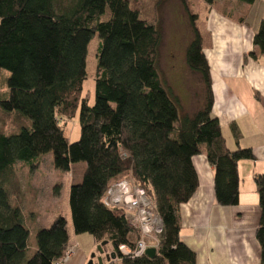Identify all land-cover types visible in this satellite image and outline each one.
<instances>
[{"label": "trees", "instance_id": "trees-1", "mask_svg": "<svg viewBox=\"0 0 264 264\" xmlns=\"http://www.w3.org/2000/svg\"><path fill=\"white\" fill-rule=\"evenodd\" d=\"M181 1L188 9L187 0ZM220 1L225 0H205L208 5ZM196 20L192 16L186 62L204 90L201 105L190 112L160 79L161 31L131 0H0V84L2 71L10 72L0 105L26 120L17 133L0 130V264H55L69 244L68 221L60 214L49 227L36 229L32 249L36 206L17 200L18 163L33 173L41 156L53 151L57 169L86 164L82 181L70 187L73 229L100 244L111 243L117 252L111 264H198L196 252L180 237L181 205L199 186L193 157L205 153L213 166L217 203L236 206L238 164L255 154L251 148L230 150L212 114L211 67L204 52L207 34ZM96 34L101 44L96 98L90 105L82 94L88 47ZM254 45L253 57L264 54V19ZM79 109L81 137L70 142L61 122L74 118ZM234 136L239 143L237 129ZM124 178L146 190L162 218L154 257L120 252L121 245L133 247L140 235L126 210L104 203L110 186ZM256 185L261 205L256 237L264 264V172Z\"/></svg>", "mask_w": 264, "mask_h": 264}, {"label": "crops", "instance_id": "crops-1", "mask_svg": "<svg viewBox=\"0 0 264 264\" xmlns=\"http://www.w3.org/2000/svg\"><path fill=\"white\" fill-rule=\"evenodd\" d=\"M263 19L264 0L251 4L225 0L209 5L204 52L211 67L212 114L220 121L228 148H251L255 158L238 164L239 204L222 206L216 200L214 168L206 154L193 157L199 186L192 198L181 205L180 237L196 252L198 264L261 263V245L256 237L261 218L256 178L264 172V54L256 57L251 54L255 50V33ZM234 129L240 133L239 143ZM79 165H83L84 174L86 164ZM69 234L67 248H72L74 254L65 264H88L89 252L100 243L91 235L83 248L80 236L76 235L72 241ZM30 242L34 249L35 239ZM104 250L106 254L115 251L111 243ZM101 256L103 259L105 254ZM110 261L104 258L103 264H111Z\"/></svg>", "mask_w": 264, "mask_h": 264}, {"label": "rangeland", "instance_id": "rangeland-1", "mask_svg": "<svg viewBox=\"0 0 264 264\" xmlns=\"http://www.w3.org/2000/svg\"><path fill=\"white\" fill-rule=\"evenodd\" d=\"M158 0H131L134 7L138 8L142 16L154 23L161 31L162 43L157 63V69L164 87L178 96L183 110L189 108L190 112L196 111L201 105L203 82L200 77L193 73L186 62V49L193 35L192 16H196V25L203 30L207 23L209 5L205 0H187L188 9L181 0H166L158 3ZM101 39L98 34L94 35L88 47L87 56V79L84 82L82 98L90 105L95 103V87L99 66ZM10 72L2 71L0 84V97L8 92L7 78ZM200 99V101H199ZM26 120L18 111H8L0 105V130L7 134L17 133ZM70 142H75L81 137L80 109L77 115L61 122ZM38 169L30 173L28 166L18 163L17 171L18 187L23 204L36 206L34 227L31 228L30 240L35 239V231L39 228L49 227L54 221L53 217L63 215L68 221V229L72 236H80L79 243L85 248L92 239L90 234H75L72 226V215L69 203L70 187L80 183L83 173L80 163L68 164V170L57 169L54 166V151L44 154L40 158ZM81 164H84L81 162ZM125 173L122 177L129 176ZM129 180L128 178H124ZM17 188V186H16ZM58 192L56 193V190ZM22 197V198H21ZM35 198V200H33ZM37 199H41L38 200ZM27 207V206H26ZM28 207V208H29ZM34 209V208H33ZM27 216L29 212H26ZM30 222L29 216L27 217ZM34 219V218H33ZM29 225V224H28ZM136 241V240H135ZM99 245L94 246L89 252V261L99 264L102 257ZM95 254L93 258L92 255ZM103 255V254H102ZM106 257H103V259Z\"/></svg>", "mask_w": 264, "mask_h": 264}, {"label": "built area", "instance_id": "built-area-1", "mask_svg": "<svg viewBox=\"0 0 264 264\" xmlns=\"http://www.w3.org/2000/svg\"><path fill=\"white\" fill-rule=\"evenodd\" d=\"M104 203L111 208H121L129 213L132 226L139 230V237L133 247L121 245L123 255L140 257L148 248L157 247L158 234L163 230V221L159 216L145 189L135 185L131 180L114 182L104 197ZM74 250L66 248L55 264H65L73 256Z\"/></svg>", "mask_w": 264, "mask_h": 264}, {"label": "water", "instance_id": "water-1", "mask_svg": "<svg viewBox=\"0 0 264 264\" xmlns=\"http://www.w3.org/2000/svg\"><path fill=\"white\" fill-rule=\"evenodd\" d=\"M106 244H107V241H103V242L98 246V248H99V252H100V254H101V255H102V254H105L106 259L110 261L111 259H114V258L117 257V252H116V251H113V252L110 253V254H106V253H105V250H104V248H103ZM156 253H157V249H156L155 247H150V248H148V250H147V252H146V254H147L149 257H154V256L156 255ZM92 257L94 258V257H95V254H93ZM99 261H100L99 264H103V259H102V257L99 258ZM88 264H94V262L91 260V261H89Z\"/></svg>", "mask_w": 264, "mask_h": 264}]
</instances>
